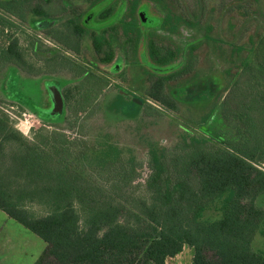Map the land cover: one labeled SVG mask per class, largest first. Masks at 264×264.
Listing matches in <instances>:
<instances>
[{
    "label": "trees",
    "instance_id": "obj_1",
    "mask_svg": "<svg viewBox=\"0 0 264 264\" xmlns=\"http://www.w3.org/2000/svg\"><path fill=\"white\" fill-rule=\"evenodd\" d=\"M42 1L0 0V31L13 18L38 28L54 1L64 9ZM90 1L55 37L119 55L109 75L129 88L94 73L67 90L64 111L36 115L59 126L32 138L0 106V209L46 242L36 264H167L185 246L192 264H264V0H108L93 29L84 12L102 0ZM17 42L0 66L31 70ZM99 112L170 120L173 139L139 155L104 126L87 131Z\"/></svg>",
    "mask_w": 264,
    "mask_h": 264
},
{
    "label": "rangeland",
    "instance_id": "obj_2",
    "mask_svg": "<svg viewBox=\"0 0 264 264\" xmlns=\"http://www.w3.org/2000/svg\"><path fill=\"white\" fill-rule=\"evenodd\" d=\"M206 2L208 5L213 4L218 6L222 0H206ZM0 13L4 14L2 11H0ZM13 20L16 22L14 25L4 30L3 33L0 31V48L9 47L17 37L18 48L23 53V58L32 66L31 69L35 72L43 63L46 64V61L56 50L54 49L56 46L53 45L52 39L48 36H44L42 31L32 26L30 22L22 23L17 18H13ZM63 52L76 54L73 48L71 49L67 44L63 45L55 55L58 60H65L66 63H69L70 56L67 54L64 56L65 54ZM1 61L2 57L0 58V62ZM69 65L73 66V63H69ZM6 66L4 68L0 66L3 68V70L0 68V97L8 101L2 99L3 102L1 101L0 106L4 107L5 110H8L10 114H12L17 120L18 127L20 119L23 118V112L34 111L36 113H33L35 116L45 114L47 117L56 113L63 105L58 90L47 84V81L50 80L49 77L45 75L34 76L29 74L30 72H22L10 65ZM73 67H77L76 64ZM72 74L73 73L69 69H63L62 71H57L55 76L67 78ZM127 76H129V74H127ZM114 84H117L118 87L129 88L128 83L119 79H115ZM46 87L49 88L55 102L53 111L43 106L47 98ZM108 92L109 90H107L105 94H108ZM102 97H104L102 101L106 108L114 103V94ZM10 101H15L16 103ZM17 103L22 105L25 109H22ZM107 116H109L107 117L109 120L108 122L104 114L99 112V114L89 122L87 131L95 133L98 129L103 128H99V126H104L103 130L111 131L118 141L134 146L139 155L144 154L147 147V140H157L167 144L173 139V128L171 127V123H169L170 120H159L153 116H145L144 119H119L116 120V122L113 121L117 117L116 114L111 113ZM65 119H58V123L66 125ZM49 120L53 119L49 118ZM31 124L33 125L29 132L24 133L28 138H32L34 131L42 126H46L49 130H53L56 127L55 125L59 126V124L46 123L42 120L38 122L37 119H34V123L31 122ZM72 131L73 130H68L67 132L71 133ZM262 166L264 167V165ZM145 175L146 173L143 176L145 177ZM143 181L144 178L141 179V182ZM36 209L41 212L38 207ZM45 248L46 242L40 236L15 219L10 218L0 209V264H36L44 253ZM193 255V248L185 246L180 253L170 257L167 260V264H192Z\"/></svg>",
    "mask_w": 264,
    "mask_h": 264
},
{
    "label": "flooded vegetation",
    "instance_id": "obj_3",
    "mask_svg": "<svg viewBox=\"0 0 264 264\" xmlns=\"http://www.w3.org/2000/svg\"><path fill=\"white\" fill-rule=\"evenodd\" d=\"M45 0L42 1V4H45ZM108 0H102L99 1L98 3H96L90 10H86L85 13V23L87 24L88 28H92L93 29V25L95 23H97V21L95 20V14L98 13V10L103 6L108 4ZM93 2L90 0H63V4H64V9L62 10V13L60 12L61 8L57 5V2L54 1L52 3L53 5V15L54 18L52 17H48L47 19L45 18V16L43 15H39L38 16V22H39V29L40 31H42V34L44 36H48L50 39H52L53 41V45H55L56 47L54 49H56L54 51V53L52 54V56L46 61V64L43 63L42 66H40L38 68V70L36 69V71H31L29 70V66H25L27 68L18 66L16 64H13L12 66L15 67L18 71H22V72H27L31 75L37 76V75H45L47 77L50 78L49 81H47L48 85H51L50 87H55L58 92L60 93L62 102H63V111L65 108V104L67 103V97H66V93L67 90L69 89H75L76 88V84H78L80 81L85 80L87 83V86H89V82H90V86H91V82H92V78H93V74L95 73V75H97L98 77H100V79L102 80L103 83H108V82H112L114 84V80L115 79H119L121 81H123L121 75H114V76H110L109 75V68H112V70H118L120 67H122L124 64L122 62L121 57H119V55H115L112 59L111 62L108 61H103V60H99L98 57H102L104 55V53H106V51H101L99 53H96V51L92 52L89 51L88 56H85L84 53L86 51H82V53H77L75 51V53L77 54H68L63 52L66 56V54L68 56H70L69 58V63H73V66L77 67H73L70 66L69 63H66L65 60H58L56 57V52L58 50H60L62 48V43L60 42V39L58 37H55L56 35H62L60 33V29L66 30L67 27L65 26V28L63 26H59V24H68L69 21L67 22V15H71L73 13H75V11L73 12V9L76 7H80L82 9L84 8H88V6H90ZM80 13V12H79ZM76 13V19L78 21V14ZM61 14H63V16H61ZM47 24H51L53 27L56 28H51V25L46 26ZM90 49V48H89ZM87 49V51L89 50ZM66 58V57H65ZM7 68V66H6ZM63 69H69L73 74L67 78H62V77H56L55 74L57 71H62ZM3 70V69H2ZM55 73V74H54ZM97 77V78H98ZM115 86H118L117 84H114ZM111 86L109 87V90H111ZM91 89V88H89ZM47 90V98L45 99V102L43 104L44 108H50L54 109L55 107V102L53 100V96L50 93L49 88L46 87ZM0 99H4L3 97H0ZM103 100V97L101 98ZM6 101H8L7 99H4ZM101 100V101H102ZM10 102H14L15 101H10ZM18 104V103H17ZM58 112V111H57ZM55 114V113H53ZM52 114V117L54 116Z\"/></svg>",
    "mask_w": 264,
    "mask_h": 264
},
{
    "label": "built area",
    "instance_id": "obj_4",
    "mask_svg": "<svg viewBox=\"0 0 264 264\" xmlns=\"http://www.w3.org/2000/svg\"><path fill=\"white\" fill-rule=\"evenodd\" d=\"M34 119H37V121H41L39 118H37L33 113L31 112H23V118L20 119L19 121V129L23 132V133H27L29 132L31 126L33 124H31V122L34 123ZM32 120V121H31ZM23 128V129H22Z\"/></svg>",
    "mask_w": 264,
    "mask_h": 264
},
{
    "label": "crops",
    "instance_id": "obj_5",
    "mask_svg": "<svg viewBox=\"0 0 264 264\" xmlns=\"http://www.w3.org/2000/svg\"><path fill=\"white\" fill-rule=\"evenodd\" d=\"M2 100V99H1Z\"/></svg>",
    "mask_w": 264,
    "mask_h": 264
},
{
    "label": "water",
    "instance_id": "obj_6",
    "mask_svg": "<svg viewBox=\"0 0 264 264\" xmlns=\"http://www.w3.org/2000/svg\"><path fill=\"white\" fill-rule=\"evenodd\" d=\"M137 101V100H136Z\"/></svg>",
    "mask_w": 264,
    "mask_h": 264
}]
</instances>
